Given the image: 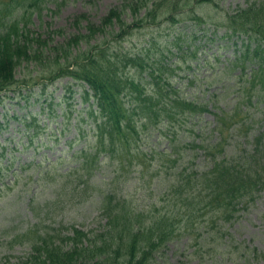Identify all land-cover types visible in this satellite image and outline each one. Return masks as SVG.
<instances>
[{
    "label": "rangeland",
    "instance_id": "rangeland-1",
    "mask_svg": "<svg viewBox=\"0 0 264 264\" xmlns=\"http://www.w3.org/2000/svg\"><path fill=\"white\" fill-rule=\"evenodd\" d=\"M120 1L45 0L33 9L25 29H29L34 37L40 36L41 40L48 41L47 48L58 46L72 35L85 33L88 21L98 24L109 9L119 6ZM252 1L256 0H212L210 4L194 3L191 7L183 1L181 11L186 15L177 17L181 18L180 22L173 24L168 15H164L156 24L149 23L135 29L125 41L116 45L140 57L146 72L155 71V75L160 73L158 70L162 66L166 68L183 56L181 60L185 58L187 64L192 62L190 70L182 64L184 70L166 72L180 88L182 97L196 103L206 101L208 108L217 113L229 111L239 102L241 109H248L235 118L236 126L242 123L249 125L251 134L264 132V97L246 106L242 103L243 93L239 90L241 83L238 79L240 70L225 69L235 51L233 39L223 38V28L217 26L224 15ZM81 15L85 18L79 21ZM196 16L203 19L202 23L197 22L199 25L191 20ZM176 43L182 47L180 52ZM192 45L197 50L195 60L189 57L193 47L188 46ZM35 48L41 53V60L23 61L15 70V85L0 92V168H3L0 174V264H14L16 257L24 258L29 252L26 244L11 241L13 235L28 232L31 239L34 233L52 232L59 225L74 224L87 231L96 228L98 221L103 223L97 196L104 189L101 180L109 181L114 189L116 185L121 187L122 192L116 191L124 195L128 207L148 208L166 197L156 182L164 173L167 172L168 176L170 173L167 166L157 168L155 161L151 164L143 158L142 162L135 159L141 165L122 168L117 161L101 156L102 166L87 180V190L91 195L83 198L85 177H82L83 171L79 167L80 160L77 161L79 154H75L85 148L90 151L88 144L94 140L90 125L77 127L78 119L84 118L88 104L81 97V86L71 77H59L52 82L44 79L55 67L53 59L56 54L44 47ZM84 50L86 45L80 44L74 52ZM126 71L131 74L133 69L127 68ZM91 102L89 99L88 103ZM248 112L253 122L247 117ZM19 119H27V123L34 125L37 123L38 133H33V125L26 128ZM214 125L213 114L205 112L175 123L173 132L184 144L192 140L208 144L215 141ZM164 132L162 128L150 132L151 136L147 134L146 147H153L152 143H156L154 147L157 150L169 151L166 136L172 134ZM238 140L240 142L244 138ZM181 147L184 152L180 164L188 166L193 151L183 144ZM243 148V145H237L235 137H230L224 155L234 157L235 149L242 151ZM204 157L206 155L200 151L195 160L203 164ZM124 178L126 181L122 183ZM60 190L62 194L59 197ZM189 198L191 208L174 207L175 233L159 251L156 264H264V191L245 206L240 205L230 220L219 219L216 224L206 221L209 209L196 210L199 200L192 199L190 195ZM176 200L174 196V202ZM170 203L152 206L171 210Z\"/></svg>",
    "mask_w": 264,
    "mask_h": 264
},
{
    "label": "trees",
    "instance_id": "trees-1",
    "mask_svg": "<svg viewBox=\"0 0 264 264\" xmlns=\"http://www.w3.org/2000/svg\"><path fill=\"white\" fill-rule=\"evenodd\" d=\"M43 1L0 0V92L15 85V70L23 61L41 60V53L34 47L54 52L55 67L44 79L52 82L59 77H71L81 86V97L88 104L77 127L90 125L94 140L88 144L90 151L85 148L75 154H79L77 161L80 160L79 167L85 177L83 198L91 195L87 180L102 166L101 156L117 161L122 168L141 165L143 158L151 164L155 161L157 168L167 166L170 169L169 176L166 172L156 182L166 197L152 204L171 201V210L157 209L152 204L148 208L128 207L124 195L117 193L122 192L121 187L116 185L114 189L109 181L101 180L104 189L97 196L103 223L98 221L96 228L87 231L74 224L59 225L52 232L34 233L31 239L28 232L13 235L12 242L29 247L28 254L24 258L16 257L14 264H156L159 251L175 233L174 207L191 208L189 195L199 200L196 210L209 209L206 221L216 224L219 219L230 220L240 205L245 206L264 191V132L251 134L249 125L236 126L234 122L248 108L241 109L237 102L230 112L221 110L217 113L208 108L206 101L196 103L182 97L180 88L166 72L184 70L182 64L190 70L192 62L187 64L188 60H181L183 56L166 68L162 66L158 70L160 73L155 75V71L146 72L140 57L116 45L125 41L135 29L156 24L164 15H168L173 24L180 22L181 18L177 17L186 15L181 11L183 1L191 7L194 3L210 4L212 0H121L119 6L109 9L98 24L88 21L85 33L72 35L65 43L48 48V41L34 37L29 29H25L33 9ZM84 18L81 15L79 21ZM191 20L196 25L203 22L198 16ZM217 26L223 28V38L233 39L235 51L225 69L239 68L242 103L246 106L261 99L264 97V0L248 2L245 7L224 15ZM80 44H85L86 50L75 53L74 49ZM175 45L180 52L182 47L178 43ZM188 48L192 49L189 57L195 60L196 47ZM127 68L133 69L131 74ZM89 99L92 100L90 104ZM205 112L213 114L215 141L205 144L202 140H192L184 144L177 140L176 132H173L175 123ZM247 117L251 119L249 112ZM19 120L26 128L33 125V133H38L37 123ZM162 128L164 134H172L166 136L169 151L157 150L156 143L147 148L146 135ZM230 137H235L237 145L244 148L242 151L235 149V156L227 158L224 150ZM240 137L244 140L238 142ZM181 144L193 151L188 166L180 164L184 152ZM200 151L206 155L203 164L195 160ZM114 171L118 172L116 168ZM122 181L124 183L125 178ZM61 194L60 190L59 197Z\"/></svg>",
    "mask_w": 264,
    "mask_h": 264
}]
</instances>
